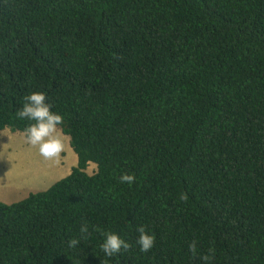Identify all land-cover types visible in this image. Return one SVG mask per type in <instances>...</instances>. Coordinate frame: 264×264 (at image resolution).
Masks as SVG:
<instances>
[{"label": "trees", "instance_id": "obj_1", "mask_svg": "<svg viewBox=\"0 0 264 264\" xmlns=\"http://www.w3.org/2000/svg\"><path fill=\"white\" fill-rule=\"evenodd\" d=\"M33 92L77 163L0 202V264H264V0H0V134Z\"/></svg>", "mask_w": 264, "mask_h": 264}, {"label": "rangeland", "instance_id": "obj_2", "mask_svg": "<svg viewBox=\"0 0 264 264\" xmlns=\"http://www.w3.org/2000/svg\"><path fill=\"white\" fill-rule=\"evenodd\" d=\"M63 135L65 151L60 162L46 161L38 149L26 142L25 134L5 129L0 134V202L12 204L26 198L30 193L47 190L66 177L77 163L70 147V139ZM96 166L89 164L86 172L91 175Z\"/></svg>", "mask_w": 264, "mask_h": 264}, {"label": "clouds", "instance_id": "obj_3", "mask_svg": "<svg viewBox=\"0 0 264 264\" xmlns=\"http://www.w3.org/2000/svg\"><path fill=\"white\" fill-rule=\"evenodd\" d=\"M24 99L25 103L16 115L21 120L32 122L24 129L26 142L37 148L40 156L46 161L59 163L65 151V141L59 127L63 124V116L52 111L51 105L46 102L47 96L43 92H33ZM119 179L121 183L132 185L136 177L133 174L123 173ZM180 199L186 200V194H181ZM88 232L89 228L85 223L80 227L81 237L87 238ZM137 232L139 233L137 244L140 246V251L147 253L154 247V237L146 231L143 225L137 227ZM102 235L105 239L100 249L105 256L112 258L122 250L125 252L129 250V243L121 239L119 235L111 232H104ZM79 243V238H73L68 241V246L76 248ZM189 248L193 253L196 252L195 241L190 243ZM202 259L207 264L209 256L205 255Z\"/></svg>", "mask_w": 264, "mask_h": 264}, {"label": "crops", "instance_id": "obj_4", "mask_svg": "<svg viewBox=\"0 0 264 264\" xmlns=\"http://www.w3.org/2000/svg\"><path fill=\"white\" fill-rule=\"evenodd\" d=\"M0 153H1V146H0Z\"/></svg>", "mask_w": 264, "mask_h": 264}]
</instances>
